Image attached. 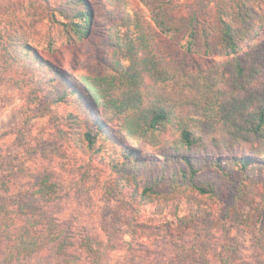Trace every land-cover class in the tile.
I'll return each instance as SVG.
<instances>
[{
    "label": "trees",
    "instance_id": "16d2710c",
    "mask_svg": "<svg viewBox=\"0 0 264 264\" xmlns=\"http://www.w3.org/2000/svg\"><path fill=\"white\" fill-rule=\"evenodd\" d=\"M41 1L37 18L3 30L0 84L11 83L26 100L25 115L37 95L56 108L77 147L137 203L135 218L147 211L163 224L182 223L199 215L194 198L215 200L223 189L237 198L261 192L264 204V40L254 41L264 28V0H213L205 13H183L181 0H139L144 8L133 12L126 0H106L114 21L104 69L79 78L40 50L91 33L89 0ZM161 35L187 53L219 58L184 68L161 52ZM16 173L30 178L42 202L59 199L51 169L26 160L0 166V192ZM6 230L1 236L12 243L1 264L33 263L43 250L54 252L46 264H128L108 241L87 233L72 253L75 242L65 231L39 230L30 219L13 237Z\"/></svg>",
    "mask_w": 264,
    "mask_h": 264
},
{
    "label": "rangeland",
    "instance_id": "374dc122",
    "mask_svg": "<svg viewBox=\"0 0 264 264\" xmlns=\"http://www.w3.org/2000/svg\"><path fill=\"white\" fill-rule=\"evenodd\" d=\"M126 1L131 12L144 8L139 0ZM89 3L93 23L88 36L61 44L51 52L40 50L44 58L75 78L103 71L108 30L114 21L113 7L106 0ZM43 6L41 0H0V47L1 41H6V26L37 18ZM212 7L213 0H181L183 13L192 9L205 13ZM261 40L264 28L254 41ZM158 46L184 68L206 65L211 58H219L187 53L177 40L162 35L158 37ZM261 80L264 81V74ZM37 96L25 115L26 100L11 83L0 84V166L10 165L14 169L26 160L32 167L50 168L60 197L52 203L42 202L25 173L10 176V189L0 192V264L5 257L3 251H8L12 243L1 236L3 226L7 225L6 231L13 237L28 219L39 230L49 226L50 230L72 234V253L80 250L78 242L87 233L102 243L108 241L115 256H126L123 260L127 259L128 264H164L168 258L174 264H264L261 192L237 198L234 191L223 189L215 200L194 198L199 215L183 217L182 223L170 226L150 217L147 211L135 218L137 203L119 190L115 176L106 166L77 147L65 129L61 113L48 107L41 95ZM22 148L28 149L23 153ZM185 213L180 212V216ZM52 252L43 250L33 263L26 264L51 262Z\"/></svg>",
    "mask_w": 264,
    "mask_h": 264
}]
</instances>
